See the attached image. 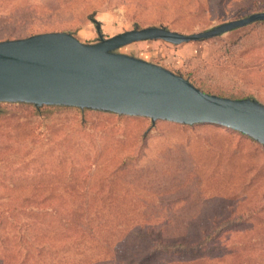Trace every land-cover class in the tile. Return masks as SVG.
<instances>
[{"label":"rangeland","instance_id":"374dc122","mask_svg":"<svg viewBox=\"0 0 264 264\" xmlns=\"http://www.w3.org/2000/svg\"><path fill=\"white\" fill-rule=\"evenodd\" d=\"M258 11L264 0H0V42L192 34ZM118 52L264 104V22ZM156 242L173 248L154 256ZM194 248L209 257L187 264H264V146L211 123L0 102V264H181Z\"/></svg>","mask_w":264,"mask_h":264},{"label":"water","instance_id":"95a60500","mask_svg":"<svg viewBox=\"0 0 264 264\" xmlns=\"http://www.w3.org/2000/svg\"><path fill=\"white\" fill-rule=\"evenodd\" d=\"M264 21V12L185 34L165 26L135 28L106 38L100 26L95 43L66 32L0 42V102L74 107L164 120L211 123L231 128L264 146V104L200 90L182 75L150 61L118 52L139 41L173 45L222 36Z\"/></svg>","mask_w":264,"mask_h":264},{"label":"trees","instance_id":"16d2710c","mask_svg":"<svg viewBox=\"0 0 264 264\" xmlns=\"http://www.w3.org/2000/svg\"><path fill=\"white\" fill-rule=\"evenodd\" d=\"M258 12H256V13H258ZM261 22H264V21H260V23ZM155 244H156V247H155L154 250H156V253L154 254V256L157 255L158 253L159 254L160 253H164V252L165 253L166 252L168 253L173 248V247H164L163 245H161L162 243H159V242H156ZM178 247L179 248L177 250H175V253H182L183 254L185 251L187 252V250L190 249L189 247H187V246H185L183 244H179ZM197 252H199V251L196 250V248L192 249L191 252H190V254L184 257V258H187V259H182L183 261H180V263L181 264L195 263V262L198 263L199 261L206 260L207 257H209L206 254H203V253H200V252L197 253ZM186 254H188V253H186Z\"/></svg>","mask_w":264,"mask_h":264}]
</instances>
